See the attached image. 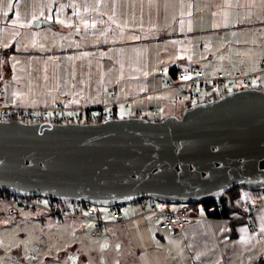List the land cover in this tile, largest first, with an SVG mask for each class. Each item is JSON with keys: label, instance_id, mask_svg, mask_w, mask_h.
<instances>
[{"label": "crops", "instance_id": "1", "mask_svg": "<svg viewBox=\"0 0 264 264\" xmlns=\"http://www.w3.org/2000/svg\"><path fill=\"white\" fill-rule=\"evenodd\" d=\"M262 58L264 0H0L6 104L51 106L70 96L73 105L95 109L115 97V116H128L130 107L129 115L139 108L158 111L145 116L177 114L181 101L191 102L171 85L183 69L244 68L264 84ZM133 96V103L124 101ZM232 206L221 217L196 212L189 225L170 230L184 237L195 264L217 245L215 235L233 264L264 256L261 191L238 188Z\"/></svg>", "mask_w": 264, "mask_h": 264}, {"label": "water", "instance_id": "2", "mask_svg": "<svg viewBox=\"0 0 264 264\" xmlns=\"http://www.w3.org/2000/svg\"><path fill=\"white\" fill-rule=\"evenodd\" d=\"M264 188V89L234 88L160 119L0 121V188L110 205Z\"/></svg>", "mask_w": 264, "mask_h": 264}, {"label": "built area", "instance_id": "3", "mask_svg": "<svg viewBox=\"0 0 264 264\" xmlns=\"http://www.w3.org/2000/svg\"><path fill=\"white\" fill-rule=\"evenodd\" d=\"M261 71H264V58L261 60ZM258 72H250L244 68L235 70H218L212 74H206L201 69L189 66L177 74V78L172 86L178 87L187 96L192 97L197 89L205 90L208 87H215L220 90L235 88L237 84L249 83L251 78ZM181 95V94H180ZM70 96H65L63 103H54L51 106H31L17 103L6 104L0 97V121L21 120L25 122L51 121L55 123L65 122H93L105 118L116 117L114 105L117 99L114 97L110 102L98 108L91 109L75 106L70 102ZM135 97L125 98L127 103H133ZM67 110V111H66ZM158 112L154 108L147 110L137 109L136 116H145L148 112ZM264 196V188H259ZM232 194V186L226 190ZM249 198L246 196V202ZM157 199L150 195H141L125 201H118L107 205L110 207V220H103L98 216L92 217L87 213H94L95 209L85 200L75 198L60 199L53 196L39 194L19 193L10 189L0 188V204H8L14 207L33 209L41 213L52 215L58 222L70 217H84L94 222L93 232H99L107 222H124L127 219L138 217L144 214L159 216L158 228L174 230L177 227L189 225L199 215L192 209L179 207L170 209L157 204ZM87 209L88 212H83ZM134 210V211H129ZM99 213L98 211L96 214ZM249 228L253 225L249 224Z\"/></svg>", "mask_w": 264, "mask_h": 264}, {"label": "rangeland", "instance_id": "4", "mask_svg": "<svg viewBox=\"0 0 264 264\" xmlns=\"http://www.w3.org/2000/svg\"><path fill=\"white\" fill-rule=\"evenodd\" d=\"M259 85L264 89V84L257 83V81H255L253 78L249 83L237 84L235 88L247 86L259 87ZM195 91L196 94L192 97L187 96L184 92L182 95H180V97L184 96L185 99H189L191 101L190 103H192L206 99L210 93H214L218 96L223 90L211 86L205 90L197 89ZM182 102L183 101H181L180 105L177 107V110H175L177 114H180L185 107L184 102ZM130 112L131 107L129 108L128 112H126V114L129 115ZM164 116L165 112H162V114L158 116H154L152 113L147 115L148 118L153 119H160ZM118 117L123 116L120 113ZM239 189L245 192L252 190L240 186ZM157 204L170 209L186 207L188 209L194 210L195 212H200L203 215L205 214L200 204L191 205L190 203L185 202L168 203L159 200L157 201ZM9 207L10 205L8 204H0V264H13L9 254L15 249H20L21 253L23 254L26 251L24 242L30 245L33 240H37L38 236H49L48 233L50 231H66L67 227L69 228L68 224L66 223L67 221L58 223L57 220L50 214H45L33 209L21 207H17L16 212L10 213ZM91 208L95 209L94 213H87V209H82V211L90 214L92 217L98 216L103 220H110L111 215L109 206L95 204L91 205ZM97 211L99 213L96 214ZM81 218L82 224L87 231L94 228V222L91 219L84 217ZM158 219L159 216L153 217L152 214H144L138 217L127 219L123 224L128 226L130 225L132 230L138 228L145 236L149 235L150 238L153 237V242L151 239L149 244L151 247H154L151 249V252L155 253V259L153 260L150 258V264H195L194 257L187 251L188 248L186 246L184 237L176 233V231L159 229ZM212 220L215 221L214 217ZM224 224L225 221H223V225ZM54 226H57L58 229L54 228ZM120 228L121 225L109 223L104 225L99 233L103 236L112 235L118 233ZM215 237L217 238V245L215 247H210L209 254L195 259L196 264H233V261L229 259L226 260L227 252L225 242L222 241L220 237H217V235H215ZM243 256L246 262V259H250L251 254L245 252ZM255 259L256 261L254 264H264L263 254L255 257Z\"/></svg>", "mask_w": 264, "mask_h": 264}, {"label": "flooded vegetation", "instance_id": "5", "mask_svg": "<svg viewBox=\"0 0 264 264\" xmlns=\"http://www.w3.org/2000/svg\"><path fill=\"white\" fill-rule=\"evenodd\" d=\"M64 221L69 226L66 231H50L49 236H38L30 245L24 242L23 254L20 249L11 251L13 264H150L149 259H155L151 252L154 247L149 244L153 237L145 236L138 228L132 230L125 222H107L121 228L116 234L103 236L101 230L87 231L82 218L57 222Z\"/></svg>", "mask_w": 264, "mask_h": 264}, {"label": "trees", "instance_id": "6", "mask_svg": "<svg viewBox=\"0 0 264 264\" xmlns=\"http://www.w3.org/2000/svg\"><path fill=\"white\" fill-rule=\"evenodd\" d=\"M173 70L174 69L172 68L171 71ZM210 96H217V95L214 93H211L209 96H207V98ZM189 104L190 102L187 105ZM232 188H233V193L229 194L230 201H228L227 198H222L220 200L211 199V200H206L202 202H196V203L189 202V203L191 205L200 204L202 209L205 211V213H207L208 216H215V217L226 216L228 212H231L235 207L232 205H233L234 197L237 196L238 186L234 185L232 186ZM241 220L242 219L240 218L237 221H241Z\"/></svg>", "mask_w": 264, "mask_h": 264}]
</instances>
